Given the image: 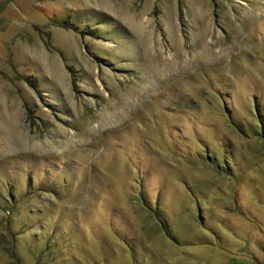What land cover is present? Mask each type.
I'll use <instances>...</instances> for the list:
<instances>
[{
  "label": "rangeland",
  "instance_id": "rangeland-1",
  "mask_svg": "<svg viewBox=\"0 0 264 264\" xmlns=\"http://www.w3.org/2000/svg\"><path fill=\"white\" fill-rule=\"evenodd\" d=\"M0 264H264V0H0Z\"/></svg>",
  "mask_w": 264,
  "mask_h": 264
}]
</instances>
